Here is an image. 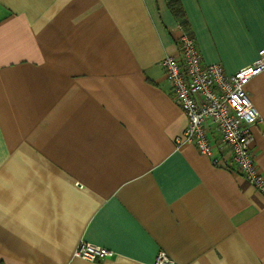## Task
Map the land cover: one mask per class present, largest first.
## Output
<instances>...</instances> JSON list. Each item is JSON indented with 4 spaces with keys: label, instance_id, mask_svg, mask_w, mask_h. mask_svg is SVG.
I'll return each instance as SVG.
<instances>
[{
    "label": "crops",
    "instance_id": "1",
    "mask_svg": "<svg viewBox=\"0 0 264 264\" xmlns=\"http://www.w3.org/2000/svg\"><path fill=\"white\" fill-rule=\"evenodd\" d=\"M171 1L0 0V264H264V194L177 143L161 66L182 24L206 63H253L264 0ZM246 90L264 175V71ZM82 239L115 254L74 258Z\"/></svg>",
    "mask_w": 264,
    "mask_h": 264
},
{
    "label": "built area",
    "instance_id": "2",
    "mask_svg": "<svg viewBox=\"0 0 264 264\" xmlns=\"http://www.w3.org/2000/svg\"><path fill=\"white\" fill-rule=\"evenodd\" d=\"M175 55H166L161 66L170 85L172 98L188 118L177 143H192L208 156L211 163L244 176L264 194V175L259 171L251 150L252 128L261 118L260 111L247 95L246 85L264 71V52L251 64L227 73L219 62L206 63L196 38L187 26ZM227 150L224 160L221 152ZM152 264H178L165 250H159ZM102 245L80 240L74 258L97 261L113 257Z\"/></svg>",
    "mask_w": 264,
    "mask_h": 264
},
{
    "label": "trees",
    "instance_id": "3",
    "mask_svg": "<svg viewBox=\"0 0 264 264\" xmlns=\"http://www.w3.org/2000/svg\"><path fill=\"white\" fill-rule=\"evenodd\" d=\"M170 6H171V9L173 10V12L175 13V15L178 18L181 19V18H183L185 16V11L183 10V7H182V5H181L179 0H172L170 2Z\"/></svg>",
    "mask_w": 264,
    "mask_h": 264
}]
</instances>
